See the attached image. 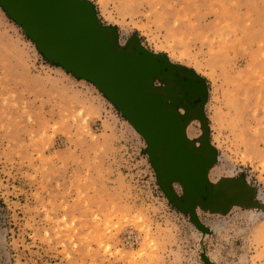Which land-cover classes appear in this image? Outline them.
Here are the masks:
<instances>
[{"label": "rangeland", "instance_id": "374dc122", "mask_svg": "<svg viewBox=\"0 0 264 264\" xmlns=\"http://www.w3.org/2000/svg\"><path fill=\"white\" fill-rule=\"evenodd\" d=\"M88 1L119 46L137 40L203 79L193 147L207 143L221 195L229 182L248 196L195 205L198 227L121 111L0 5V264H264V0Z\"/></svg>", "mask_w": 264, "mask_h": 264}, {"label": "water", "instance_id": "95a60500", "mask_svg": "<svg viewBox=\"0 0 264 264\" xmlns=\"http://www.w3.org/2000/svg\"><path fill=\"white\" fill-rule=\"evenodd\" d=\"M0 5L47 61L91 82L121 111L145 138L167 196L183 207L184 202L169 187L172 181L181 183L198 227L195 205L227 209L232 203L246 201L245 186L233 188L229 182L220 183L219 190L225 192L221 195L211 185L207 143L201 140L196 149L186 136V116L202 118L205 86L201 77L147 50L137 40L119 46L113 28L99 23L88 0H0ZM180 74L194 79L200 100L197 106L192 103V94L186 92L189 97L172 89L175 82L189 91L188 81H181ZM155 79L164 86L151 87ZM169 97L181 103L182 112L167 107Z\"/></svg>", "mask_w": 264, "mask_h": 264}, {"label": "bare ground", "instance_id": "6f19581e", "mask_svg": "<svg viewBox=\"0 0 264 264\" xmlns=\"http://www.w3.org/2000/svg\"><path fill=\"white\" fill-rule=\"evenodd\" d=\"M177 85H179V84H177ZM164 85H158L157 86V84H155V83H152L151 84V87H153V88H162ZM185 87V86H184ZM176 88H178L177 90L178 91H180V92H185V88L184 89H182L183 88V86H177ZM240 95V94H239ZM237 99V98H236ZM235 100V99H234ZM238 100H239V98H238ZM179 101L176 99V98H172V97H169V98H167V101H166V105H167V107H170V108H172V109H174V110H176V111H179V112H182V105L181 104H179L178 103ZM236 103V102H235ZM235 109V108H234ZM239 113V112H238ZM230 115V114H229ZM231 117V116H230ZM230 117L228 118V120L230 119ZM208 118L210 119V121L212 122V124H216L217 125V127H218V125H219V123L220 122H222L221 120H220V115H219V113L218 112H213L212 114H210V115H208ZM237 118V117H236ZM186 119H187V128H186V134H187V137H188V139H189V141H190V143H191V145L192 146H194V147H197L198 146V143H197V141L195 140V139H193V136H192V130H191V128H190V126H189V124H190V121H191V118L189 117V116H186ZM221 119H224V115L222 114L221 115ZM232 119H234L235 120V118H232ZM232 123H233V120L231 121ZM209 181H210V183H211V185L213 186V187H215V188H217L218 187V185H216V178H215V176L213 175V173H212V171H210L209 172ZM217 186V187H216ZM256 234V233H255Z\"/></svg>", "mask_w": 264, "mask_h": 264}, {"label": "flooded vegetation", "instance_id": "af4514ba", "mask_svg": "<svg viewBox=\"0 0 264 264\" xmlns=\"http://www.w3.org/2000/svg\"><path fill=\"white\" fill-rule=\"evenodd\" d=\"M179 79L181 80V81H188V84H189V86H188V89H189V91H186L187 89H185V92H183V95H185V93L186 92H188L189 94H192L195 98H193V101H192V103L195 105V106H197L199 103H200V100H199V98H197V92L194 90L195 89V87H194V84L193 83H195L193 80L194 79H192L191 77H188V76H186V75H184V74H180L179 75ZM155 82H160L158 79H155V81L153 82V83H155ZM156 84V83H155ZM157 86H158V84H157ZM171 86H173L172 87V89L174 90V91H176V92H178V93H181L182 94V92H180V91H178L177 89L178 88H176L177 86H179V85H177V84H175V82H172L171 83ZM187 86V85H186ZM193 91V92H192ZM195 91V92H194ZM187 94V93H186ZM188 95V94H187ZM189 96V95H188ZM190 97V96H189ZM179 104H181L180 102H178Z\"/></svg>", "mask_w": 264, "mask_h": 264}]
</instances>
